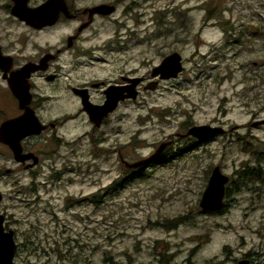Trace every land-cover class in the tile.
Returning <instances> with one entry per match:
<instances>
[{
    "label": "rangeland",
    "instance_id": "obj_1",
    "mask_svg": "<svg viewBox=\"0 0 264 264\" xmlns=\"http://www.w3.org/2000/svg\"><path fill=\"white\" fill-rule=\"evenodd\" d=\"M139 2L138 23L128 14L118 30L129 49L113 54L114 76L124 69L151 80V68L172 52L181 55L183 70L121 106L98 132L102 143L82 137L86 120L70 123L56 131L59 142L51 132L32 141L42 152L35 176L23 170L0 177V214L15 234L14 262L236 264L248 255L252 264H264V124L252 126L264 122V0ZM96 30L103 41L117 27L104 22ZM48 110L47 123L60 106ZM7 117L0 115V124ZM208 124L227 133L176 157L187 145L177 135ZM168 140L162 162L92 200L125 173L118 152L132 163ZM216 166L229 178L219 214L199 208ZM15 168L0 146V173ZM251 169L262 178H239Z\"/></svg>",
    "mask_w": 264,
    "mask_h": 264
},
{
    "label": "flooded vegetation",
    "instance_id": "obj_2",
    "mask_svg": "<svg viewBox=\"0 0 264 264\" xmlns=\"http://www.w3.org/2000/svg\"><path fill=\"white\" fill-rule=\"evenodd\" d=\"M48 1L27 0L26 8L28 10L37 9ZM140 3L139 0H53L47 8L48 23L32 25L12 14L14 0H0V115H8L1 124L21 117L25 108H28L43 126L40 134L27 136L20 140V157L31 155L24 162L16 161L10 148L0 142V146L9 152L17 167L13 170H3L0 177L12 172L17 174L23 170L35 176L33 171L42 162V152L34 150L35 145L32 141L51 132L53 139L59 142L61 140L56 136V131L70 123H80L86 120L90 128L83 132L82 137L90 140V143L94 145H97V142L102 143L101 136H97L98 132L111 123L109 121L121 106L138 100L143 92L149 91L146 87L150 83L157 81V88L159 83L164 82L159 80L158 76L151 77V72L156 66L150 70L151 80L144 74L139 75L124 69H120L114 76L113 54L129 49L118 30L125 27L128 14L135 22L139 20L140 14L137 12V7ZM101 6L112 8V12L106 14L104 10H98ZM120 7L123 9L120 10ZM104 22L115 25L117 30L109 39L101 41L100 37L103 33L93 30L96 25ZM46 36H51L53 39L57 37V39L49 42L45 39ZM26 67L33 71L21 77L25 92L29 94V97L28 103L20 107V99L11 91L9 81L15 80L16 74L25 70ZM129 79H140L135 86L136 99L120 100L112 112L103 116L100 107L104 106L107 101L109 89L114 86H130ZM124 94L127 93L124 92ZM4 104L10 105L8 107L10 112H7L5 108L3 110ZM53 104H58L60 111L55 120L47 123L44 118L50 112L49 106ZM226 133L225 130L222 135ZM222 135H214L205 142ZM78 138L80 139V136L74 138L73 141ZM182 139H187L189 152V137ZM193 140L196 145L201 144ZM172 142L173 140L164 142L167 145L161 156L137 169H127L124 166L126 161L118 152V159L126 171H132L128 174L124 171L121 178L124 176L129 178L132 173L139 174L145 167L160 162ZM242 259H247L249 264H252L248 255L243 256Z\"/></svg>",
    "mask_w": 264,
    "mask_h": 264
},
{
    "label": "water",
    "instance_id": "obj_3",
    "mask_svg": "<svg viewBox=\"0 0 264 264\" xmlns=\"http://www.w3.org/2000/svg\"><path fill=\"white\" fill-rule=\"evenodd\" d=\"M52 1L53 0H49L37 9L28 10L26 8L27 0H14L15 5L12 9V14L32 25H46L48 23V18H46V13L48 12L47 8L51 5ZM98 10H104L106 14L112 12V8H107L106 6H101ZM182 70L183 59L178 52H173L165 56L161 63L153 68L151 77L158 76L159 80L163 81L171 80L177 78ZM30 71L33 70L26 67L25 70L19 71L16 74L15 80L9 81L11 91L20 99V107L28 103L29 97V94L25 92L24 83L22 81L23 78L21 77H24V74L28 75ZM128 81L131 83L130 86H114L109 89L107 101L104 106L100 107L103 116L112 112L117 107L120 100L125 98L136 99L137 92L135 91V86L140 82V79H129ZM156 85L157 81H154L146 87V90L154 91ZM124 92L127 94L125 95ZM259 124H264V122H256L253 123L252 126L255 127ZM42 130L43 126L39 123L33 112L25 108V112L21 117L7 120L0 125V142L10 148L16 161L24 162L29 159L31 155L20 157V140L27 136L38 135ZM233 130L234 128H231L229 131ZM224 133L225 130L222 127L195 125L190 127L185 134L178 135L177 137H189L195 139L198 143H203L214 135H222ZM166 145L167 143H162L148 158L132 163L124 162V166L127 169L140 168L148 162L159 158ZM228 181L229 178L222 174L219 167L216 166L211 170L207 185L199 200V208L202 212L215 213L221 211L224 206L225 185ZM15 253L16 243L14 231L5 229L4 216L0 214V264H15ZM236 264H249V261L247 259H242Z\"/></svg>",
    "mask_w": 264,
    "mask_h": 264
},
{
    "label": "trees",
    "instance_id": "obj_4",
    "mask_svg": "<svg viewBox=\"0 0 264 264\" xmlns=\"http://www.w3.org/2000/svg\"><path fill=\"white\" fill-rule=\"evenodd\" d=\"M196 146L197 145H196L195 141L193 139H190V142H189V151L192 150V149H194ZM187 149H188V146L187 145H184V147H182V148H178L175 156L176 157H180L182 155L183 151H185V152L188 151ZM158 163H160V162H156L155 164H158ZM126 172L128 174L129 172H132V171H129L128 170ZM138 175L141 176L142 175V172L141 173L139 172ZM239 176H240L239 178H251V179H256V180L259 179V178H262V176L260 174V171L259 170H255V169H251V170H246V171L240 172ZM129 181H130V178H126L125 176L123 178H121L120 180L114 181L107 189L104 190L102 196L99 195V194H94L92 196V200L95 201V202H97V201H100V199L102 200L103 197H105V196L111 195L112 193H115V192H118V191L122 190L125 187V185L128 184ZM225 209H226V206H223V208L221 209V211L215 212V213H218V214L219 213H223ZM176 225L177 224L169 225L166 228L173 230V229H175V226ZM104 262L105 263H109V264H114L111 261L110 258H105L104 259Z\"/></svg>",
    "mask_w": 264,
    "mask_h": 264
}]
</instances>
